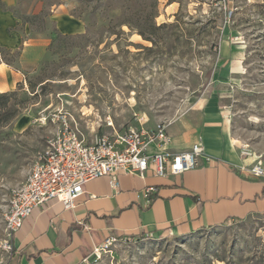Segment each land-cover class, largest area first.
<instances>
[{
    "label": "rangeland",
    "instance_id": "obj_1",
    "mask_svg": "<svg viewBox=\"0 0 264 264\" xmlns=\"http://www.w3.org/2000/svg\"><path fill=\"white\" fill-rule=\"evenodd\" d=\"M12 12L17 30L46 41L0 49L26 77L0 97V240L12 190L56 130L39 119L57 111L88 137L107 118L118 132L163 125L170 136L218 122L238 154L247 148L264 168V0H20ZM58 13L83 33H60ZM223 43L243 54L231 69L221 63ZM212 109L214 119H203ZM97 247L81 264H258L264 215Z\"/></svg>",
    "mask_w": 264,
    "mask_h": 264
},
{
    "label": "crops",
    "instance_id": "obj_2",
    "mask_svg": "<svg viewBox=\"0 0 264 264\" xmlns=\"http://www.w3.org/2000/svg\"><path fill=\"white\" fill-rule=\"evenodd\" d=\"M19 1L0 0V49L41 47L46 41L27 37L31 33L27 26L22 32L16 29L18 19L12 8ZM54 17L60 33H83L82 25L69 15ZM221 53V63L229 69L243 56L228 43L222 44ZM23 82L24 72L0 59V94L15 91ZM215 114L212 109L203 119H214ZM198 135L212 161L197 169L168 178L120 175L117 188L102 177L83 186L72 209H64L58 201L34 208L14 236L9 264H81L110 236L182 237L230 220L264 215V178L252 176L251 160L239 156L238 144L225 136L220 123L181 127L171 135L172 150L189 149ZM149 185L159 191L146 204L138 195Z\"/></svg>",
    "mask_w": 264,
    "mask_h": 264
},
{
    "label": "built area",
    "instance_id": "obj_3",
    "mask_svg": "<svg viewBox=\"0 0 264 264\" xmlns=\"http://www.w3.org/2000/svg\"><path fill=\"white\" fill-rule=\"evenodd\" d=\"M39 122L50 123L56 130L34 160L24 181L11 192L3 214L0 264H9L14 236L34 208L58 201L64 209H72L89 181L108 177L110 186L117 188L120 175L140 179L148 175L168 178L212 161L201 135L189 149L172 150V138L163 125L154 128L140 125L118 132L107 118L88 137L78 129L75 118L66 112L57 111L40 118ZM239 156L246 158L251 154L247 148L239 147ZM257 160H253L249 170L259 179L264 177V168ZM158 191L157 186H145L138 197L149 204ZM115 242L116 236H110L100 245L107 248ZM92 255H99L98 247Z\"/></svg>",
    "mask_w": 264,
    "mask_h": 264
},
{
    "label": "trees",
    "instance_id": "obj_4",
    "mask_svg": "<svg viewBox=\"0 0 264 264\" xmlns=\"http://www.w3.org/2000/svg\"><path fill=\"white\" fill-rule=\"evenodd\" d=\"M225 28L227 29V30H229L230 29V27L229 26H225ZM12 95V94H14V92H12V93H3V94H0V97H8L9 95ZM137 238H142V237H144V236H136ZM132 238V237H131ZM263 257L264 256H261V257H259V262H258V264H264V260H263ZM232 264V263H231Z\"/></svg>",
    "mask_w": 264,
    "mask_h": 264
},
{
    "label": "bare ground",
    "instance_id": "obj_5",
    "mask_svg": "<svg viewBox=\"0 0 264 264\" xmlns=\"http://www.w3.org/2000/svg\"><path fill=\"white\" fill-rule=\"evenodd\" d=\"M244 159H245V158H244ZM250 159H251V163H252L253 160H257V157H255V156H254V157H250ZM251 163H250V164H251ZM250 164H249V165H250Z\"/></svg>",
    "mask_w": 264,
    "mask_h": 264
}]
</instances>
